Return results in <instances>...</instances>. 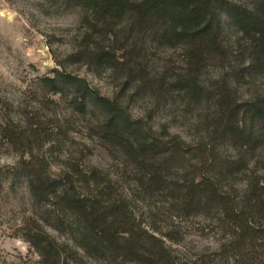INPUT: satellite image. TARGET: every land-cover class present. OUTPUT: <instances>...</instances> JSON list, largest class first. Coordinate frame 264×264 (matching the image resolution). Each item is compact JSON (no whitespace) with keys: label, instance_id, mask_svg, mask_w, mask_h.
<instances>
[{"label":"rangeland","instance_id":"1","mask_svg":"<svg viewBox=\"0 0 264 264\" xmlns=\"http://www.w3.org/2000/svg\"><path fill=\"white\" fill-rule=\"evenodd\" d=\"M88 16L68 0H0V264H55V240L62 251L60 264H77L65 254L72 250L83 264H107L76 247L69 230H55V220L48 216L51 211L55 216L51 205L36 203L22 169L38 157L47 159L52 176L72 177L85 195L90 192L77 181V169L100 170L110 184V195L127 198L147 228L172 233L176 240L165 238L166 243L180 264H236L221 255L230 235L219 212L183 217L169 198L145 197L122 147L99 134L101 110L89 105L80 112L70 88L54 91L44 79L57 72L78 76L101 97L125 108L133 120H142L144 132L162 140L177 136L185 150L177 151L174 178L183 182V177L200 179L203 157L211 147L225 157L240 156L236 147L243 139L234 142L224 135L215 140L212 125L220 116L218 107L226 111L233 102L264 98V72L251 64L240 34L224 18V42L198 46L191 57L194 46L169 45L150 29L139 32L129 15L106 35L95 31ZM103 50L113 55L115 64L93 59ZM192 75L198 79V94L180 87ZM225 100V106H218ZM238 119L241 128L262 138L256 154L245 159L242 175L228 177L223 185L244 206L251 184L264 189V124L243 115ZM5 128L21 139H7ZM42 129L52 132L50 141L42 144L25 137ZM40 229L51 238V254L41 255L28 239Z\"/></svg>","mask_w":264,"mask_h":264},{"label":"trees","instance_id":"2","mask_svg":"<svg viewBox=\"0 0 264 264\" xmlns=\"http://www.w3.org/2000/svg\"><path fill=\"white\" fill-rule=\"evenodd\" d=\"M68 1L89 14V19L94 20L93 28L100 34L106 35L129 15L139 32L150 29L169 45L194 46L191 54L206 43L215 46L224 42V18L240 34L239 43L251 57V64H257L254 67L264 72V0ZM100 46L98 43L97 52ZM93 59L105 64L116 63L113 55L104 50ZM192 79L182 81L180 87L182 91L198 94V79L195 80L193 75ZM44 82L57 92L70 88L80 112H85L89 105L101 110L104 122L98 129L99 134L122 147L134 164V181L145 197L160 195L169 198L173 210L183 217L219 212L230 235V240L222 245V257L227 261L231 257L236 264H263L264 189L259 190L258 183L251 184V194L245 199L247 205L241 206L236 194L225 190L223 185L228 177L242 175L247 165L245 159L258 151L261 136L241 128L238 118L243 115L264 124V98L238 105L233 102L228 104L226 111L218 107L220 116H216L212 125L213 136L220 141L224 135L234 142L243 139L241 147H236L240 156L237 159L225 157L218 148L211 147L203 157L200 179L183 177V182H180L181 179L174 178L177 174V162H174L177 151L185 150V143L177 136L162 140L144 132L142 120H133L125 108L101 97L78 76L57 72L55 77H46ZM226 103V100L217 102L218 106ZM3 132L9 140L21 139L15 130L5 128ZM51 135L52 132L42 129L25 137H34L43 144L50 141ZM24 165L23 174L29 179L36 203L54 208L55 216L52 211L48 216L49 221L55 220V230H69L74 235L76 247L89 258L107 264H180L166 243L165 238L176 240L172 233H162L156 226L152 230L147 228L132 212L127 198L110 195V184H106L107 179L102 177L100 170L86 173L77 169V181L87 186L90 192L85 195L79 191L72 177L52 176L45 157L33 158ZM28 239L37 246L41 255L53 253L54 245L43 229L29 233ZM65 254L77 264H83V258L77 251ZM61 258L62 251L55 240V264H60Z\"/></svg>","mask_w":264,"mask_h":264}]
</instances>
